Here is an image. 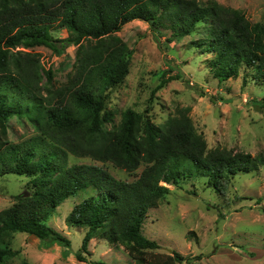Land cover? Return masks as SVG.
<instances>
[{
  "label": "trees",
  "instance_id": "obj_1",
  "mask_svg": "<svg viewBox=\"0 0 264 264\" xmlns=\"http://www.w3.org/2000/svg\"><path fill=\"white\" fill-rule=\"evenodd\" d=\"M134 20L149 23L156 34L169 32L170 40L192 36V46L213 55L208 67L219 81L244 73L264 85V23L217 0H0V178L29 179V191L0 210V263L17 255L11 238L18 232L66 247L68 256L71 239L47 223L67 198L93 188L96 194L66 217L69 226L87 229L75 253L78 261L106 264L84 255L90 254V240L100 236L122 244L138 264H189L193 256L155 252L160 245L143 233L149 209L170 191L163 183L179 186L199 177L224 193L236 175L264 170V153L208 149L189 108L160 125L147 114L150 108H128L114 121L107 110L109 91L125 81L133 55L116 33ZM63 28L68 36L55 37ZM20 45H44L58 54L77 45L75 70L64 85L44 94L43 67L35 55L14 52ZM46 72L51 82L52 71ZM14 116L28 119L37 134L12 141ZM69 154L110 161L128 172L145 167L126 181L101 165L70 164Z\"/></svg>",
  "mask_w": 264,
  "mask_h": 264
},
{
  "label": "rangeland",
  "instance_id": "obj_2",
  "mask_svg": "<svg viewBox=\"0 0 264 264\" xmlns=\"http://www.w3.org/2000/svg\"><path fill=\"white\" fill-rule=\"evenodd\" d=\"M207 1V0H202ZM238 8L252 22L264 23V0H217ZM67 37L63 28L53 33ZM133 50L129 73L125 81L109 91L107 110L114 113L118 123L122 113L132 108L139 112L150 108L148 115L156 124L178 116L189 108L197 132L206 139L208 149L215 147L264 153V85L256 84L242 73L236 79L219 81L208 67L207 59L213 55L191 45L192 36L170 40L169 32L156 34L149 23L134 20L117 32ZM77 45L68 46L58 54L48 46L25 47L14 52L35 55L42 65L43 93L57 89L68 80L77 55ZM47 70L52 71L48 81ZM167 82L161 84L163 77ZM178 77V78H171ZM108 128L112 124H107ZM32 123L25 117L9 120V138L22 141L36 135ZM70 164H97L107 168L116 178L135 180L144 169L135 172L116 167L110 161H100L91 156L69 154ZM29 179L7 174L0 178V210L15 201V195L29 191ZM169 193L157 207L149 209L143 233L160 245L157 253L178 251L183 256H193L189 264H264V170L239 174L230 179L226 191L219 193L210 188L204 178L190 177L179 186L166 182ZM88 188L70 196L48 221L71 239L66 247L44 244L27 233L18 232L11 238L17 255L0 264H86L75 258L81 247L85 227L69 226L67 215L85 198L95 195ZM91 261L106 264H138L122 244L112 245L100 236L89 243ZM201 255L200 258H196ZM178 264H188L186 261Z\"/></svg>",
  "mask_w": 264,
  "mask_h": 264
}]
</instances>
